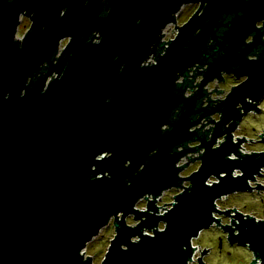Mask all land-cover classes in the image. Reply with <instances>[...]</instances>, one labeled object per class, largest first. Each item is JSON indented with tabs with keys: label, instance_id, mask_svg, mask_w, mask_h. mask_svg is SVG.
I'll use <instances>...</instances> for the list:
<instances>
[{
	"label": "water",
	"instance_id": "1",
	"mask_svg": "<svg viewBox=\"0 0 264 264\" xmlns=\"http://www.w3.org/2000/svg\"><path fill=\"white\" fill-rule=\"evenodd\" d=\"M184 4L197 8L175 25L174 39L157 42ZM21 15L31 23L17 39ZM261 20L264 0H0V264H93L84 250L111 219L114 236L99 264H186L196 248L191 240L213 225L222 226L229 243L249 248L250 264H264V221L215 205L251 190L247 180L264 167V152L242 153L230 136L242 117L238 104L243 113L257 111L264 96V51L246 57L262 43ZM154 43L169 45L162 52ZM152 51L156 62L145 64ZM195 64L206 69L184 97L177 75ZM223 73L246 78L215 108L195 109L204 86L223 81ZM215 111L221 114L211 139L196 130L206 123L190 130ZM194 113L199 118L189 120ZM188 140L200 144L177 150ZM200 147L198 157L186 155ZM185 155L201 157V164L180 177L189 161L176 164ZM211 176L219 181L208 185ZM182 179L189 186L157 215L155 196ZM143 196L147 209L138 210ZM214 213L237 222L224 225Z\"/></svg>",
	"mask_w": 264,
	"mask_h": 264
},
{
	"label": "rangeland",
	"instance_id": "2",
	"mask_svg": "<svg viewBox=\"0 0 264 264\" xmlns=\"http://www.w3.org/2000/svg\"><path fill=\"white\" fill-rule=\"evenodd\" d=\"M197 7V4H184L181 8L179 15H178V23L179 25H182L195 11ZM30 19L29 17L25 15H21L20 17V23L17 29L16 38L21 39L27 29L30 26ZM173 30V31H172ZM172 31V32H171ZM175 26L173 24L168 25L165 27L162 32L164 33L161 36V40H168L169 38H172L173 35L176 34ZM67 43V39H63L60 42L59 49L57 51V56L60 55L62 49L64 48L65 44ZM154 55L151 54L150 56H147V59L145 60V64H150L151 61H153ZM197 80L199 78H196ZM218 82L217 79L212 80ZM208 82L209 88L212 90L215 88L213 85L214 82ZM232 84V80L229 76H225L223 81H219V86L221 89L228 90ZM216 86V89H220ZM210 89V90H211ZM220 93H216V90H213V93L211 94L212 98H220L223 97L226 93L219 91ZM260 109L264 112V100L260 105ZM242 127L251 135H255V133L259 130H262L264 128V113L260 112L257 114L250 113L247 116H245ZM261 145V146H260ZM252 149H259L262 147V144L257 145L256 143H253V145L249 146ZM192 169V166L189 167L187 171L181 172V174L186 175L190 173ZM176 190H170L166 193H163L161 196V204H169V202L172 200L174 194H176ZM255 196L252 195L249 192H236L231 193L229 196H226V198H222L221 200L217 201L216 208L219 210H226L227 208H232V206H236L237 208L242 209L243 211L250 212L256 215H259V213H262V207L258 206L255 202ZM146 202L144 200H140L138 203V207H142ZM234 212H231L233 214ZM215 217H220V221L222 224H229L230 216L223 214V213H214ZM127 223L131 224L133 223L132 217H127ZM215 226H211L207 229L202 230L199 233L198 238H195L193 241L197 245H202L207 248H211L212 252L205 256V262L207 264H250L252 260V252L249 250L247 246H241V245H230L227 240H223L222 243V252H218L217 250V243H218V237L223 234L221 230ZM114 236V226H113V220H110V223L104 227L99 234L94 237L87 245L84 250V255L87 257V255L92 257L93 264H99L104 257V254L109 246L110 240ZM200 245V246H201ZM201 246V247H202ZM203 248L201 249V251ZM201 253V252H200ZM201 256V254H200Z\"/></svg>",
	"mask_w": 264,
	"mask_h": 264
},
{
	"label": "flooded vegetation",
	"instance_id": "3",
	"mask_svg": "<svg viewBox=\"0 0 264 264\" xmlns=\"http://www.w3.org/2000/svg\"><path fill=\"white\" fill-rule=\"evenodd\" d=\"M224 16L226 17V19H229L233 15L232 14H229V15H224ZM256 28H260L261 31L263 32L262 33V36H261L262 43L261 44H258L256 47H254L247 54L246 57L248 59H251V60L260 58L261 57V53L264 51V23H263V20L258 21L256 23ZM223 30H224V28L223 27H220L217 33L220 34L221 32H223ZM254 34H255V32H252L251 34H249L246 37L245 42L246 43L252 42L253 41ZM208 45L211 48L212 46H214V41L212 39H209ZM207 52L210 53L209 50ZM201 60H204V58H201ZM44 66H45V64H43L42 67H41V71L40 72L42 74L45 72L44 71ZM205 69H206V64H203V65L195 64V65H193L191 67H188L187 69L183 70L182 72H179L178 73L177 79L181 77L182 80L181 81H177V79H176V82H177V85H183L185 87V90L183 92V96L184 97H189V96H191L194 93V91H193V92H191V93L188 94L187 91L190 90V89H192V88H194V87H196V86L198 87V85H199L200 82L198 83V80L199 79L197 80L196 78H200L203 75ZM225 76H229L230 79L232 80V84H231V86L229 88V91H230V89L234 85L240 83L241 81H243L246 78V76H241V77H238L237 78L233 74L223 73V79L225 78ZM212 82H214V84H213L214 86L216 85L217 87L220 88L219 81L218 82L212 81ZM203 89H204V96L197 101L196 106H195V109L200 108V107L201 108H206V109H209V110L215 108L220 102L218 104H215V105H213V104H211L209 102H208V104H205V105L203 104L204 99L207 97V90L205 89V86H204ZM217 90H219V91H221L223 93L224 92L225 93L228 92V90H224V89H221V88L220 89H217ZM225 96H226V94L222 98H224ZM263 100H264V96L257 103V106L259 108L257 111H255L254 109H252V110L248 111L247 113H243L241 104H238V106H237L240 109L241 113H242V117L237 122L235 128L230 132V136H231L232 142L237 144V150L238 151H239V148H243L244 150H246L248 152H252L251 154L264 152V128L262 130L257 131L255 133V135H251L247 131H245V129H243V127L241 125L242 122H243V120H244V118H245V116H247L248 114H250V113L257 114V113H260V112L264 113L260 109V105L263 102ZM178 111H179V106L175 107V109L173 110V112H172V114L170 116V119L171 120H176L177 119L176 115H177ZM199 116H200V113L191 114L189 116V120H196V119L199 118ZM219 118H220V112L219 111H215V112L211 113L210 115H208L207 117L201 118L199 120V122H198L197 125H199L202 121L205 122V123H207V124H210L211 122H213L215 120L219 121ZM229 124H230V122L227 123V124H225V125H223L222 126V129L227 128L229 126ZM195 126L191 127V130H195L194 129ZM210 126L211 125H207V126H205L203 128L196 129L198 131L197 132L198 135L204 134V135H206V139L207 140L211 139L212 134L214 132L215 125H214V128L212 127L211 137L208 138V131H210ZM165 128L166 129H169L168 126H166ZM226 137H227V133L226 132L222 136L217 137L216 140H215V143L213 144V148L216 147L215 145L217 144V142H220L221 143V141H222V143H223L226 140ZM253 143H256L257 145L262 144V147L259 148V149H252L249 146L253 145ZM196 144H197V141L188 140V141H185L183 143L184 147H182V148L195 147ZM245 156L246 155L241 156L238 159H241V158H243ZM198 159L199 158L195 159L188 166V169H189L190 166H192V169L190 170L191 172L194 171L196 168H198V166H199V164L201 162V160L198 161ZM236 172H237L236 173L237 174L236 176L242 175V172L240 170H237ZM190 173H188V174H190ZM247 184L249 185V187L251 188V190H249V191H239V192H249L252 195H254L255 196V201L254 202L256 204H258L259 207L260 206L262 207V210H261L262 213H259V215H256V214H253V213H250V212L243 211L242 209L240 210V208H237L236 206H232L231 212H234V213L231 214V215H235L236 214L235 211H238V212H241V213L246 214V215H252V216H254L255 219H256V221H264V167L260 168L259 171L253 175V179H248L247 180ZM234 193H236V192H234ZM227 196H229V195H227ZM231 220H233V222H237V219L234 216H230V220H229L230 223H231ZM213 226H215V225H213ZM216 227H218L221 230V232H223V234L218 237V243H217V250H218V252H222V249L221 248H222L223 240L226 239L227 240L226 242H228V243H229V241L227 239V233L224 232L222 226H216ZM229 244L230 245H237L236 243H233V244L229 243ZM202 248L207 250V253L202 256L204 263L207 264L205 262V256L208 255V254H210L212 252V249L211 248L204 247V246H202Z\"/></svg>",
	"mask_w": 264,
	"mask_h": 264
},
{
	"label": "built area",
	"instance_id": "4",
	"mask_svg": "<svg viewBox=\"0 0 264 264\" xmlns=\"http://www.w3.org/2000/svg\"><path fill=\"white\" fill-rule=\"evenodd\" d=\"M183 6H181V8H182ZM181 8L178 10V11H176L175 13H174V17H175V22H171V23H168V24H166L165 26H164V28L165 27H167L168 25H170V24H173L174 26L175 25H177V26H180L179 25V23H178V15H179V12H180V10H181ZM163 28V29H164ZM162 29V30H163ZM162 30H161V33L160 34H163V32H162ZM175 30H177L176 31V34L175 35H173V37L172 38H169V39H174L175 37H176V35H177V33H178V27H176L175 28ZM159 36H161V35H159ZM163 37V36H162ZM160 38V39H159ZM168 39V40H169ZM168 40H161V37H158V40H157V42H161V41H168ZM155 44V43H154ZM163 45L165 46V47H168V45H169V43H163ZM163 45H158V44H155V48L156 49H158L159 47L161 48V47H163ZM154 46V45H153ZM166 50V48H162L161 49V51L162 52H164ZM162 52H159V53H162ZM155 53V51H152L151 53H149L148 55L150 56L151 54H153L154 55V57L156 56V54H154ZM154 62H156V60L153 58V61H151L150 63H154ZM203 76V75H202ZM200 77L199 78V80H198V83L200 82V80L203 78V77ZM182 80V78L180 77V78H178L177 79V81H181ZM196 88H197V86L196 87H194L192 90L190 89V90H188L187 92H188V94L189 93H191V92H193V91H195L196 90ZM205 88H206V90H207V97L204 99V102H203V104L205 105V104H207L208 103V100H206L207 98H208V96L211 98V99H213L212 98V96H211V94L213 93V90L211 89V88H209V84H206L205 85ZM211 89V90H210ZM211 91V92H210ZM215 99H217V98H215ZM219 99H223L222 97H220ZM219 102H221L220 100H216V101H212V103H213V105H215L216 103H219ZM221 114V113H220ZM215 121H217V120H215ZM201 123H205V122H201ZM201 123L199 124V125H196L195 127H200L201 126ZM214 124L215 123H213V122H211L210 124H204V126L203 127H205V126H207V125H211V126H214ZM195 127H194V129H195ZM202 127V128H203ZM209 128V127H208ZM193 129V128H192ZM190 130H191V128H190ZM211 132H212V130H210L209 131V133H208V137L210 138L211 137ZM197 141V144L196 145H198V144H200V141H198V140H196ZM222 142V141H221ZM220 145V142H217V144L215 145V146H219ZM191 146V145H190ZM181 149H183L181 146H178L177 147V150H181ZM204 150H205V148L204 147H200L199 149H198V151H194V152H189V153H187L186 155H191V157H198L199 156V152L200 153H203L204 152ZM239 150L242 152V153H248V154H251L252 152H248V151H246V150H244L243 148H239ZM183 156L178 162H177V164H176V166H180V165H182V164H184V163H186V162H188V164L186 165V166H183L182 167V170L179 172V174H178V176H180V177H186V176H188V175H190V174H186V175H182L181 174V172H183V171H187V169H188V166L195 160V159H197V158H195L193 161H190L191 159L190 158H188V156ZM229 158H237V157H239V156H237L235 153H231L229 156H228ZM198 161H200V158L198 159ZM200 164H201V162H200ZM199 164V165H200ZM199 167V166H198ZM195 170H197V168L195 169ZM194 170V171H195ZM237 170H235V171H233V176H236L237 174V172H236ZM222 175H224V174H222ZM211 180V181H210ZM219 180H218V178H216V177H214V176H211L210 178H208L207 179V181H206V184H208V185H212L213 184V182H218ZM180 184L182 185V186H172V187H170V188H168V189H165V190H163L162 192H161V194H159V195H157V196H155V199H156V206H161V207H157V211L158 212H156V214L157 215H159V214H163V213H165L164 211H168V209H170L171 207H172V203L171 202H174L175 200H174V196H173V198H172V200L169 202V204H161V196L163 195V193H166L167 191H170V190H176V194H178L179 192H181V191H183L184 189H185V187H188L189 186V184H190V181L188 180V179H182V182H180ZM183 186H185V187H183ZM175 195V194H174ZM144 196H147V198L148 199H152L153 200V197H152V195H149V194H147V195H144ZM142 197V198H140L138 201H137V203H136V205H135V208H137L138 210H146L147 209V199L145 198V197ZM223 197H226V196H222L221 198H219L218 200H221ZM140 200H144L146 203L142 206V207H138V203H139V201ZM218 200H216V202H215V205H217V201ZM162 207H165V208H162ZM133 220V219H132ZM137 222L136 221H134L133 220V223H131V225H135ZM164 226H165V223L164 222H160L159 223V225H158V227H157V229L158 230H162V229H164ZM144 233H146V234H150V235H152L153 234V230L151 229V230H144ZM135 239H137V238H135ZM195 239V238H194ZM194 239H192L191 240V247H195L196 246V248H194L193 249V252H192V255H191V260L189 259L188 261H187V263L186 264H198V259H197V257L198 256H200V252H201V249H202V247L200 246V245H197V244H195L194 243ZM252 258H253V256H252ZM256 264H261L260 263V261L259 260H257V262H256Z\"/></svg>",
	"mask_w": 264,
	"mask_h": 264
},
{
	"label": "trees",
	"instance_id": "5",
	"mask_svg": "<svg viewBox=\"0 0 264 264\" xmlns=\"http://www.w3.org/2000/svg\"><path fill=\"white\" fill-rule=\"evenodd\" d=\"M91 36H92V37H94V38H96V35H95V33H93Z\"/></svg>",
	"mask_w": 264,
	"mask_h": 264
}]
</instances>
